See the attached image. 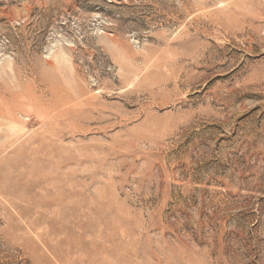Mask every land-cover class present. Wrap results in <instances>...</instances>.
Listing matches in <instances>:
<instances>
[{
    "label": "rangeland",
    "instance_id": "1",
    "mask_svg": "<svg viewBox=\"0 0 264 264\" xmlns=\"http://www.w3.org/2000/svg\"><path fill=\"white\" fill-rule=\"evenodd\" d=\"M0 264H264V0H0Z\"/></svg>",
    "mask_w": 264,
    "mask_h": 264
}]
</instances>
